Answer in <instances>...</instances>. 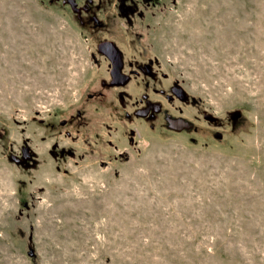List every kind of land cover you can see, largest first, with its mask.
Masks as SVG:
<instances>
[{
  "label": "rangeland",
  "instance_id": "rangeland-1",
  "mask_svg": "<svg viewBox=\"0 0 264 264\" xmlns=\"http://www.w3.org/2000/svg\"><path fill=\"white\" fill-rule=\"evenodd\" d=\"M62 1L0 0V264H264V0H146L128 24L121 0L85 3L148 35L151 120L135 84L100 87L102 31Z\"/></svg>",
  "mask_w": 264,
  "mask_h": 264
},
{
  "label": "flooded vegetation",
  "instance_id": "flooded-vegetation-1",
  "mask_svg": "<svg viewBox=\"0 0 264 264\" xmlns=\"http://www.w3.org/2000/svg\"><path fill=\"white\" fill-rule=\"evenodd\" d=\"M93 1L95 0H63L62 5L64 6L67 5L73 11L76 19L78 20L81 19L80 24L84 26L85 28H87V31H85V33H88L89 35H94L95 31L97 32L102 31L101 35L91 37L93 39L90 40L91 48H90V53H89L90 59L100 60L107 65V68H109V71L107 73V75H109L107 77L108 80L105 81L104 80L105 78L102 79L99 82V85L102 89L104 88L108 90L116 89V90L123 92L125 88L132 86V84H135L136 87L140 88L141 90L140 98L138 100H135V102L146 105L145 107L139 109L136 115L137 117H140L142 119L151 120L153 119V117H156L157 112H159L161 108V102H159V100H156V97L159 96L160 99L167 97L168 90L160 86L161 81L159 80L158 71H160L159 65H161V63L156 58L153 52V49L149 48L150 43H149V40L146 38V36L148 35L144 33H137V34H123L122 36H118L117 34H115V32L118 33L119 31V29L117 28V25H115L117 31L114 29L111 30L110 25L109 24L107 25V23L103 19L100 18L99 14H97L99 15L98 17L95 14L93 16L92 21L83 19L82 17H85L86 15L90 14L91 9H92L91 6H90V9L88 7H85V3L87 2L86 4L92 5ZM145 1L146 0H136V1L135 0H121L120 1V4H121L120 11L122 13L121 17H123L122 19L124 22L123 24H125V22L127 24L129 23V20L126 19V17L129 15L134 16L135 14H137L140 17V13H136L133 8L136 7L139 4V2L145 5L144 3ZM150 1L151 3H154L157 7H160L162 5L161 0H150ZM121 2H124L126 6L122 8ZM134 18L132 20L133 22H134ZM135 19L139 20L137 16ZM87 38H90V37H87ZM109 42H111L120 53V57L122 60L121 74L124 75V77H126L125 80H121L120 83L115 84V85H111L114 79L113 75H111L112 69H113V63L110 60V58H108L105 54H103V52L100 51V45L108 44ZM155 79L158 80L157 84L153 82ZM154 85H157V87H152ZM172 86L174 85H171L170 87ZM175 88H176L175 94L178 96V98L183 97L184 90L182 88H177V87ZM95 96L96 95L89 94L88 98L92 99ZM205 115H208V114H205V113L203 114L204 120H206ZM240 116L238 118H240ZM77 117L78 118L80 117L79 112L77 114ZM238 118H236L235 120L233 118V121H236ZM170 119L182 120L183 118L181 119L176 116L167 115L166 120H167L168 126H169ZM217 121L218 119L216 121H208V122L217 123ZM41 122L42 124H44V121H41ZM71 123H73L72 120L68 122L62 121L60 122V126L66 127L68 124H71ZM50 126L51 128L54 127L53 124ZM183 131H186V129H184ZM217 135H220V134L217 133L216 137ZM26 148H27V151H26V157H25L24 150ZM22 155H23L22 159L26 160V158L32 155V150L28 148L27 146L23 147ZM16 162L19 163L21 162V160L17 159Z\"/></svg>",
  "mask_w": 264,
  "mask_h": 264
},
{
  "label": "water",
  "instance_id": "water-1",
  "mask_svg": "<svg viewBox=\"0 0 264 264\" xmlns=\"http://www.w3.org/2000/svg\"><path fill=\"white\" fill-rule=\"evenodd\" d=\"M100 51L103 52V54H105L108 58H110V60L113 63V69H112L111 75H113L114 79H113L111 85L118 84V83H120L121 80H125L126 77H124V75L121 74L122 60H121L120 53L117 50V48L111 42H109L108 44L100 45ZM240 115H241L240 112H236L235 114L232 115V118H234V120H235ZM205 119L208 121H216L217 120V118L212 116V115H205ZM169 128L171 130H174V131L180 133L184 129H186V130L191 129L192 125L183 119L182 120L170 119L169 120ZM26 151H27V148L24 150L25 157H26Z\"/></svg>",
  "mask_w": 264,
  "mask_h": 264
}]
</instances>
